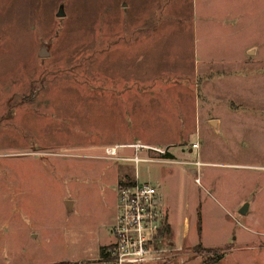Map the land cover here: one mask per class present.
Returning a JSON list of instances; mask_svg holds the SVG:
<instances>
[{"label":"rangeland","instance_id":"374dc122","mask_svg":"<svg viewBox=\"0 0 264 264\" xmlns=\"http://www.w3.org/2000/svg\"><path fill=\"white\" fill-rule=\"evenodd\" d=\"M127 1L124 12L122 0H0L1 237L39 226L61 239L64 258L87 264L92 236L115 209L117 172L132 179L136 167L158 185L171 229L160 246L171 254L156 264H264V60L254 70L227 64L247 46L264 58V0H172L170 18L162 0ZM133 12L142 39L101 68L149 80L142 92L127 81L88 94V42L137 22ZM195 38L196 50L206 38L214 44L219 71L202 74L199 87L184 74L153 78L193 72ZM130 143L171 147L181 162L136 165L121 158L133 155ZM192 143L199 148L189 152Z\"/></svg>","mask_w":264,"mask_h":264},{"label":"crops","instance_id":"0c3cea01","mask_svg":"<svg viewBox=\"0 0 264 264\" xmlns=\"http://www.w3.org/2000/svg\"><path fill=\"white\" fill-rule=\"evenodd\" d=\"M153 3L155 4V2H147L145 3V5H147L146 7H148V6H152ZM157 3L159 2L157 1ZM161 3L164 6V15L166 16V18H170L169 14L172 13V11H174L172 7L173 5L172 0H162ZM121 4H122V7L124 8V12L130 10L131 6L128 5L127 0H122L120 5ZM138 14H140V12ZM138 14H135L133 12L132 15H137L136 17L137 22L133 20L128 21L127 23H129V27L127 28L122 27L123 29H118V30L108 28L109 30H113L114 32H111L110 34H108L106 39L101 40L100 42H96V43L89 41L88 42L89 48L87 50L85 58L83 56H80V57H77L75 61H73V59L72 61H69L73 63V62L79 61L82 58H84L82 60H85L86 62V68L89 71L88 73L89 77H91L90 75L92 74L91 85H88L89 87H88V90L86 91L88 94L93 95L96 93H105L106 91L111 90L108 86L116 87V85H120L121 87V86H124L125 82L127 81H134L135 83L133 85L135 86L138 85L141 88V90L139 91L142 92V88H143L142 84L144 82L146 83L149 79H145V77H137L132 80H129L122 73L114 75L115 77H111L110 75L111 72L107 68L106 69L101 68L102 63L106 61L108 56L113 55L117 52H119L118 54L120 58L119 61L123 62L122 55H125L126 50H123L122 48L127 45H136L138 40L142 39L141 37H142L143 27H141L142 26L141 24H138L139 22ZM144 21L145 20L143 19V22ZM200 25L205 26L206 24L200 23ZM210 30L215 31L216 29H210ZM45 42L46 41L44 40H40V42H38L36 46L40 44L43 45V43ZM101 42H103L102 45L98 44ZM213 45L214 44L209 42L206 38L201 44V48L200 49L197 48L196 50V47L199 46V44H198V38H195L194 39V47H195L194 54L195 56L197 55L196 57L197 67L195 65L193 72L189 70L185 72L173 71L170 73L165 72L164 74L158 73L156 75H153V78L157 79L159 77H164V75H169L171 73L174 76L184 74V77L191 80V82H193V84H196L197 87H199L198 84L203 85V82L201 79L202 74L205 76V79H207L209 76L211 77V71L214 70L215 72H217L219 71V67L223 66L222 64H220V66L218 64L220 63V61H219V58L214 55V52H216V50L213 47L211 48V46ZM135 51L137 52V49H134V52ZM244 54L245 55L240 58L236 57L234 59H231L230 57L231 60L227 63L229 66H231L230 69L233 70L241 66L247 69H250V70L259 69L257 64L259 63L261 64L260 61L263 62L264 58H261L259 55L258 57H256V50L252 46H247L244 50ZM49 55H50L49 52H46L43 50V48H41L40 56L43 57V56H49ZM61 63L67 64V62H64V61ZM100 81H103V82L100 83ZM205 89H206V84L203 86L202 92L205 91ZM199 91H200V88H197L198 94H199ZM229 91L232 94H236L235 90L233 89H230ZM135 93H138V90ZM216 121L218 123L221 122L219 118L216 119ZM166 144L168 143H163L162 145H166ZM123 145H126V144H123ZM144 145H147V144H144ZM150 146H156V145H150ZM156 147H159V146H156ZM198 148H199V145H198ZM169 149H170L169 151L170 154L173 155L172 157L173 161L175 162L178 161L177 163L181 162L180 160L175 159L176 153L171 151V147H169ZM192 150L194 149H191L190 147L189 152H192ZM124 157H130V156H124ZM192 162H194V160ZM192 162L191 164H193ZM201 162L204 164L203 161ZM166 164H171V163H166ZM124 174H127L126 169L125 171L117 172V175H116V179L114 182V187L116 188L115 201H114L115 209L109 208L108 211L105 212L106 213L105 215L110 217V219L108 220V218H106V221L102 220L100 222L99 227L97 229L96 238H93L92 236V240H91V245H93L92 248L94 249L90 252V254H87L86 257L81 258V259L87 260L88 261L87 264H100L99 258L102 255L101 253L102 247L109 246L114 241V237L111 234V228L115 224L116 218L119 212L118 201H117V188L121 181L126 180L124 177L120 178L119 176L120 175L124 176ZM130 174L129 175L132 179H127V180L148 181V179L141 180V174L137 171L136 167L134 171ZM156 182L160 183L159 180H156ZM159 194L160 195L162 194L160 190H159ZM162 203L165 206V202L162 201ZM24 204H25V201H24ZM73 205H74V201L73 202L68 201V208L70 210L74 207ZM170 224L172 226V230L174 231L173 222L170 221ZM22 230H23L22 234L17 232L16 234L13 233V235L11 236L7 233L4 238L1 237L0 235V264H80L75 259L64 258V255L62 254L63 247L62 245L58 244L61 242V239L57 237V234H55L54 236L53 234L47 236L46 232L43 229H41L39 226H35L34 228L23 226ZM61 231L62 230H59L57 233L59 236L62 237ZM57 239H60V240L57 242ZM2 253L3 255H6V257L3 258ZM181 264H186V263L183 262Z\"/></svg>","mask_w":264,"mask_h":264},{"label":"built area","instance_id":"2783aa9c","mask_svg":"<svg viewBox=\"0 0 264 264\" xmlns=\"http://www.w3.org/2000/svg\"><path fill=\"white\" fill-rule=\"evenodd\" d=\"M126 146L134 149L133 155L121 158L136 165L141 162H175L165 156L167 150L163 147L143 144ZM142 148H146L145 153H142ZM191 148H198V143H192ZM105 152L114 156L116 148L106 147ZM150 153L158 156H151ZM192 163L198 167L203 164L199 159ZM195 181L200 183L199 177ZM117 201L119 212L111 228L114 241L100 256V264H156L165 260V254L170 255L171 248L160 247L163 240L160 230L167 213L160 202L158 185L148 181L123 180L117 188Z\"/></svg>","mask_w":264,"mask_h":264},{"label":"trees","instance_id":"16d2710c","mask_svg":"<svg viewBox=\"0 0 264 264\" xmlns=\"http://www.w3.org/2000/svg\"><path fill=\"white\" fill-rule=\"evenodd\" d=\"M165 156H167V157H172V155L170 154V153H166V155ZM197 218H198V222H199V224H200V214L198 213L197 214ZM170 232H171V229H170V227H169V223H168V219H167V217H166V219H165V221H164V223H163V226H162V228H161V230H160V235H166V236H168L169 234H170ZM110 248V246H104V247H102V249H101V253H102V255L105 253V251L106 250H108ZM101 255V256H102ZM221 256V254H219V255H216L215 257H214V260L215 261H217V260H219V258H221L220 257ZM214 260H213V262H214Z\"/></svg>","mask_w":264,"mask_h":264},{"label":"water","instance_id":"95a60500","mask_svg":"<svg viewBox=\"0 0 264 264\" xmlns=\"http://www.w3.org/2000/svg\"><path fill=\"white\" fill-rule=\"evenodd\" d=\"M247 209H248V204H247V203H244V204L242 205V207L240 208L239 212H240L241 214H245V213L247 212Z\"/></svg>","mask_w":264,"mask_h":264}]
</instances>
